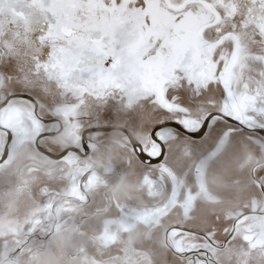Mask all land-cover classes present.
I'll list each match as a JSON object with an SVG mask.
<instances>
[{
    "label": "snow or ice",
    "instance_id": "6c2138e0",
    "mask_svg": "<svg viewBox=\"0 0 264 264\" xmlns=\"http://www.w3.org/2000/svg\"><path fill=\"white\" fill-rule=\"evenodd\" d=\"M69 128L74 142L53 147ZM116 129L120 159L104 174L134 169L143 203L98 191L88 167ZM242 145L253 158L239 205L212 211L208 171ZM25 147L57 165L60 187H42L18 238L0 240V264L67 230L72 201V227L117 238L111 264H264V0H0V170ZM137 225L151 231L128 249L119 240Z\"/></svg>",
    "mask_w": 264,
    "mask_h": 264
},
{
    "label": "rangeland",
    "instance_id": "374dc122",
    "mask_svg": "<svg viewBox=\"0 0 264 264\" xmlns=\"http://www.w3.org/2000/svg\"><path fill=\"white\" fill-rule=\"evenodd\" d=\"M109 107L110 105L107 104L104 109ZM6 121L7 118H5ZM62 138L54 141L65 143L66 141H63ZM66 145L67 143H65ZM242 154L230 163V175L226 176L228 180L238 177L236 165ZM108 158L110 159L109 154H106L105 159ZM0 176L7 178V183L0 186V240L12 241L18 238V226L43 203L39 196L42 187L47 186L54 189L60 187V174L57 172V165L54 162L39 157L31 148L25 147L13 151L10 165L0 170ZM119 187L120 182L116 176L110 179L108 188L98 191L115 199ZM63 199L61 197V200ZM77 207H73L75 213L72 214V217L67 216L69 225L67 230L54 234L50 239L46 237L43 244L36 243L30 248H26L25 254L18 257L15 264H111L109 257L112 256L114 249L109 245L112 244L111 240H115L116 237L101 240L91 231H80L72 227L74 223L79 224L81 210L79 206ZM102 219V216H98L97 223ZM150 231L143 229L131 231L119 241L123 244L130 243L131 245L126 246L128 249L142 248ZM21 238L30 239V235L25 233ZM36 239L39 240L38 235ZM236 243L239 244L240 241ZM221 257V264H230L226 258H223V253H221ZM131 262L143 264L141 259L136 258H132L130 264Z\"/></svg>",
    "mask_w": 264,
    "mask_h": 264
},
{
    "label": "flooded vegetation",
    "instance_id": "af4514ba",
    "mask_svg": "<svg viewBox=\"0 0 264 264\" xmlns=\"http://www.w3.org/2000/svg\"><path fill=\"white\" fill-rule=\"evenodd\" d=\"M108 105H110L109 108L104 109L103 116L105 119L111 121L115 119V108H116V101L109 100L107 102ZM25 110V111H24ZM30 111L28 107H25L23 105L17 107H14L11 109L10 113L6 117L8 119H12L16 116L27 114ZM119 130H114L112 136L108 137L106 142L104 144H101L99 147L96 148L93 155L89 158L87 161L88 167H94L97 169V172L100 176V183L98 185L97 190H101L104 188L109 187L110 179L113 177H108L104 174L103 169L105 167H115L120 159L121 154V145L119 143ZM63 137V141H66L67 145L69 143L74 142L73 141V133L71 129H66L65 131H62L55 137L51 138V144L53 147H59L63 148L65 147V143H60L58 141H54L58 138ZM66 145V146H67ZM248 146L242 145L240 149L237 151V153L232 157V159L224 164H221L219 167L210 169L208 171L207 176V188L204 190V194L200 197V199L206 203L209 204V208L212 211H218V210H224V209H235L239 205V201L242 198L244 188L242 186V181L244 180V177L246 175V169L248 167V164L250 163L252 157V153L250 152L249 148L246 150ZM241 153L242 157L237 162V175L238 177H234L231 180H228L226 176L230 175L229 168L230 163L235 160ZM109 154L110 159H105V155ZM120 166L116 167V173L117 178L120 182L119 192L122 193L120 196H116L115 199L119 200L123 203H127L129 201H135L137 203H143V192L140 187L139 183V177L136 174L134 169H128L122 171ZM116 177V176H115ZM237 180H239L241 183H237ZM236 190L240 193V195L237 197V199L232 201H227L226 203L220 205L219 207H213V202L218 198L224 196L226 193ZM73 206H71L66 211V216L72 217L73 207L79 206L75 201H72ZM78 208V207H77ZM80 209V208H79ZM260 227L259 223H256L254 225H250V227ZM146 230L144 227L137 225L134 229L131 231L136 230ZM150 230V229H149ZM129 231V232H131ZM117 239V238H116ZM115 240H111V243H115ZM120 244H123V242H120ZM125 247L131 245L130 243H124ZM132 261V259H131ZM131 264H134V262H131Z\"/></svg>",
    "mask_w": 264,
    "mask_h": 264
},
{
    "label": "clouds",
    "instance_id": "9594fccd",
    "mask_svg": "<svg viewBox=\"0 0 264 264\" xmlns=\"http://www.w3.org/2000/svg\"><path fill=\"white\" fill-rule=\"evenodd\" d=\"M116 195L120 196V195H122V193L117 192Z\"/></svg>",
    "mask_w": 264,
    "mask_h": 264
}]
</instances>
